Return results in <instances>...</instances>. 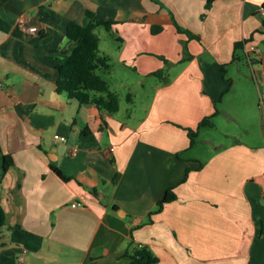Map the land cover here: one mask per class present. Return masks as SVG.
<instances>
[{"label":"crops","instance_id":"1","mask_svg":"<svg viewBox=\"0 0 264 264\" xmlns=\"http://www.w3.org/2000/svg\"><path fill=\"white\" fill-rule=\"evenodd\" d=\"M88 10L116 22L98 32L108 76L152 80L144 115L56 90ZM0 76V264H130L136 246L158 264H264V0H0ZM214 114L226 141L190 147Z\"/></svg>","mask_w":264,"mask_h":264},{"label":"trees","instance_id":"2","mask_svg":"<svg viewBox=\"0 0 264 264\" xmlns=\"http://www.w3.org/2000/svg\"><path fill=\"white\" fill-rule=\"evenodd\" d=\"M211 5L216 0H206ZM116 22L99 20L94 12L88 10L82 23L72 21L68 25L67 35L76 42L73 52L60 59L57 69L59 78L56 82V90L59 93H65L70 99L77 100L82 104H93L101 111L109 114H116L120 111V96L112 90L107 76L112 73V59L100 53V36L98 29L104 28L112 32ZM189 36L192 32L186 30ZM121 41L119 37L114 36ZM243 43H237L235 47L234 59L237 51L242 49ZM225 72V70H224ZM164 70L157 72V75L164 74ZM218 109H216V113ZM212 116L205 117L199 125L192 129H187L190 137V147H194L200 136V131L205 127H215ZM6 158V169L11 164V160ZM61 174V171L57 169ZM177 198L173 188L169 189L166 195L158 202L156 213L161 211L164 205L174 201ZM7 217L5 209L0 199V236L3 235V229L6 225ZM132 261L130 264H158L160 259L151 249L146 246H136L128 252Z\"/></svg>","mask_w":264,"mask_h":264},{"label":"rangeland","instance_id":"3","mask_svg":"<svg viewBox=\"0 0 264 264\" xmlns=\"http://www.w3.org/2000/svg\"><path fill=\"white\" fill-rule=\"evenodd\" d=\"M101 29H98V32ZM101 33H105L102 31ZM107 42H112L113 44H116V42L111 39L110 37H106L103 42L102 50H105L107 47ZM124 72L122 73L121 69H115L113 76L107 77L109 83L111 84L112 90L116 91L121 99V105H122V111L120 114H122L124 119H127L128 114H133L137 116H142L145 114V108L150 100V98L153 95L154 92V84L151 79L144 78L142 79V84L136 83L135 80L131 77H128L130 79V85L127 86L126 84H123L124 80ZM159 81V79H158ZM221 127H224L223 125H220L218 128H209L204 129L200 133V140L203 139H211L216 138L217 144L221 145L226 141L224 136V131L228 130L223 129ZM198 138V140H199ZM212 138V139H213ZM199 140V141H200ZM214 140V139H213ZM214 148V145L209 143L205 146H202L201 153L203 155L208 154L209 151H212Z\"/></svg>","mask_w":264,"mask_h":264},{"label":"built area","instance_id":"4","mask_svg":"<svg viewBox=\"0 0 264 264\" xmlns=\"http://www.w3.org/2000/svg\"><path fill=\"white\" fill-rule=\"evenodd\" d=\"M19 27H21V28H23L24 30H27V31H29V32H31V33H36V32H38L39 31V28L37 27V26H27L26 24H25V22H24V20H20V22H19ZM2 88H5V81H4V79L0 76V89H2ZM61 140H66V138L65 137H61L60 138ZM74 207H76V206H79V205H82L81 203H79V202H74L73 204H72ZM20 260H23V258H20Z\"/></svg>","mask_w":264,"mask_h":264}]
</instances>
